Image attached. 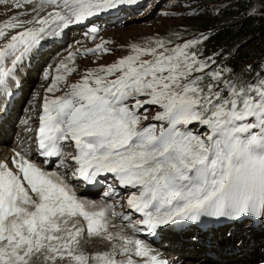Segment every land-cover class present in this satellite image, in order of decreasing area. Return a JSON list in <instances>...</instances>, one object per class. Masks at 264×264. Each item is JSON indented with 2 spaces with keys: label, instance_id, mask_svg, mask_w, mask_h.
I'll use <instances>...</instances> for the list:
<instances>
[{
  "label": "snow or ice",
  "instance_id": "obj_1",
  "mask_svg": "<svg viewBox=\"0 0 264 264\" xmlns=\"http://www.w3.org/2000/svg\"><path fill=\"white\" fill-rule=\"evenodd\" d=\"M139 2L0 0L11 5L0 21L8 95L47 43L74 27L90 38L43 73L36 130L0 159V264H168L147 238L170 226L264 223V55L234 63L186 24L113 47L99 18ZM247 2L264 20V0ZM171 7V20L204 12ZM96 185L101 202L87 196Z\"/></svg>",
  "mask_w": 264,
  "mask_h": 264
},
{
  "label": "trees",
  "instance_id": "obj_2",
  "mask_svg": "<svg viewBox=\"0 0 264 264\" xmlns=\"http://www.w3.org/2000/svg\"><path fill=\"white\" fill-rule=\"evenodd\" d=\"M213 1V0H209ZM229 6L220 10H204L196 20H189V30H204L212 37L208 49L225 52L234 63H250L252 57L264 55V20L253 18L247 0H225ZM200 9L199 4L195 5ZM235 14L240 21H234ZM227 50H231L229 55Z\"/></svg>",
  "mask_w": 264,
  "mask_h": 264
},
{
  "label": "rangeland",
  "instance_id": "obj_3",
  "mask_svg": "<svg viewBox=\"0 0 264 264\" xmlns=\"http://www.w3.org/2000/svg\"><path fill=\"white\" fill-rule=\"evenodd\" d=\"M142 1L143 0H140V4L137 7L129 5L116 10L117 12L120 11V13L117 17L110 18L109 21L111 22L109 24H107V19L101 21L102 25H105L101 33L104 37L116 42L115 45H112L113 47L123 44L125 40H129L133 37L139 38L152 35L157 31L163 32L170 26L177 24L189 25V20H171L162 15L164 12L173 11L171 5L175 3V0H165L163 4L160 5L153 4L152 0H148L147 2ZM193 3L195 5L199 4L200 9H210L213 11L224 9L229 6L225 0H193ZM4 12V9L0 8V16H3L2 14H4ZM116 19H118L119 22H116ZM2 20L3 19L0 17V21ZM238 20L240 21V16L235 14L234 21ZM78 39L81 44L87 41L83 36H80ZM76 40L71 41L70 47L71 45H75ZM39 95H43V93L39 92ZM98 248L103 249V244L100 243ZM241 261L244 263V260Z\"/></svg>",
  "mask_w": 264,
  "mask_h": 264
},
{
  "label": "bare ground",
  "instance_id": "obj_4",
  "mask_svg": "<svg viewBox=\"0 0 264 264\" xmlns=\"http://www.w3.org/2000/svg\"><path fill=\"white\" fill-rule=\"evenodd\" d=\"M7 8H10V6L9 5H7L6 6ZM3 13V12H2ZM3 15V14H2ZM112 19V18H111ZM118 20V19H117ZM121 20V19H120ZM119 25V24H118ZM121 25H122V22H121ZM79 40V39H78ZM82 40H84V39H82ZM77 41V40H76ZM68 47H70V46H68ZM41 64H44L45 66L47 65V63L45 62V61H43ZM3 131V130H2ZM1 130H0V135H2L3 136V132H2ZM113 223L115 222V221H112ZM122 228H120V227H118V226H116L115 228H113V229H111L112 231H114V232H118V231H120ZM124 230H125V228H123ZM99 244H100V242L99 241H91V243L89 244V249L90 250H93V249H96V248H98V246H99ZM102 244V243H101ZM104 246V245H103ZM252 247H256V246H252ZM252 255V254H251ZM240 257H239V260H238V262L240 263V264H249V261H251L252 260V257H250L249 256V254H242V255H239ZM174 257V256H173ZM241 260H244V261H246V262H244V263H242V261ZM168 264H195V262H193V261H190V260H183V258L182 257H178V259L177 260H175V259H172L171 261H168ZM200 264H202V263H200ZM253 264V263H252Z\"/></svg>",
  "mask_w": 264,
  "mask_h": 264
}]
</instances>
